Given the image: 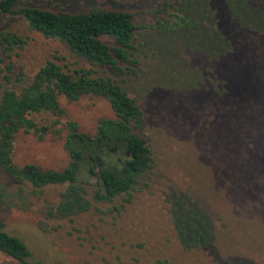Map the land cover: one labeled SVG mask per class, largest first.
Wrapping results in <instances>:
<instances>
[{"label": "rangeland", "instance_id": "rangeland-1", "mask_svg": "<svg viewBox=\"0 0 264 264\" xmlns=\"http://www.w3.org/2000/svg\"><path fill=\"white\" fill-rule=\"evenodd\" d=\"M177 2L22 0L25 5L53 11L85 12L102 7L133 13L139 27L133 39L137 63L133 73L122 76L90 65L59 39L31 29L19 15L0 17V29L16 33L23 41L0 52V95L6 88L19 92L47 60L65 69L92 67L98 74L114 78L142 107L144 137L153 158L149 174L131 191L130 198L124 194L111 202H96L92 198L95 178H89L92 186L87 197L92 207L70 218L51 212L64 184L35 188L0 168V227L20 237L33 259L48 264H114L118 255L130 264H147L148 257L167 256L179 264H264V214L258 211L259 206L264 210V201L252 192H264V130L260 138L249 132L240 140L245 133L241 127L244 118L232 121L226 115L232 111L234 117L246 109L243 103L234 107L233 101L239 95H253V87L244 86L242 77H228V63H203L191 51L215 56L225 47L212 22L209 0H180V15L153 28L157 21L170 17ZM258 2L230 0L233 13L254 30L264 29V3ZM235 38L238 41L239 36ZM231 85L237 92L230 90ZM253 96L259 97L254 104H260L264 90L255 88ZM59 102L65 109L63 123L75 120L84 132L94 133L99 117L113 116L109 102L101 96L68 101L61 95ZM259 115L263 120L264 112ZM64 137L65 130L51 132L43 140L32 132L19 131L13 161L62 169L70 160ZM248 152L256 164L243 159ZM240 154L244 166L254 170L240 167L235 159ZM235 165L239 169L232 170ZM240 177L251 180L252 187L245 189L248 194L240 185L236 188ZM245 187L249 188V182ZM253 214H261V218L254 219ZM176 221L189 243L197 237L212 242L183 248ZM137 256L142 262L135 261ZM0 264L20 263L0 252Z\"/></svg>", "mask_w": 264, "mask_h": 264}, {"label": "trees", "instance_id": "trees-1", "mask_svg": "<svg viewBox=\"0 0 264 264\" xmlns=\"http://www.w3.org/2000/svg\"><path fill=\"white\" fill-rule=\"evenodd\" d=\"M261 3L264 0H259L258 4ZM174 4L171 18L157 21L152 25L153 28H160L180 15V0ZM230 4V0L208 2L212 11V22L226 49L224 47L215 56L204 51L191 50L192 48L190 50L197 53V58L202 57L203 63L213 61L218 66L228 63V77H242L243 85L249 83L254 93L255 88L263 91L264 29L254 30L249 24L245 25L233 13ZM3 15L21 16L31 29L45 37L59 39L71 52L92 66L105 67L118 76L135 71L133 65L137 63V59L134 58L136 46L133 39L139 27L135 23L134 14L129 11L102 7H93L85 12L53 11L25 5L22 0H0V17ZM235 36H239L238 41ZM22 42V38L16 33L0 29V52L12 49ZM235 81L236 79L233 80ZM230 90L237 92L232 85ZM61 95L68 101H76L86 95L101 96L109 102L113 116L99 117L95 132H84L75 120L67 119L63 123L65 109L59 102ZM253 95L242 98L241 95L236 96L233 106L243 103L246 109L242 113H236L234 117L232 111L226 114L232 121L233 118H244L241 127L242 133H245L240 140H245L249 132H253L254 138H260L263 134L264 119L262 120L259 113L264 112V100L260 104H254L259 97ZM259 106L263 109L259 110ZM252 114L257 116L253 117ZM145 129L144 110L114 78L100 75L92 67L65 69L62 65L47 60L19 92L6 88L0 95V168L19 182H28L35 188L64 184L65 189L61 192L60 200L51 212L62 218H70L91 209L92 201L87 194L89 186H92L89 181L92 176L95 178L92 198L96 202H111L124 194L130 198L131 191L139 186L141 179L147 177L152 168L153 158L144 137ZM62 130H65L64 148L70 158L62 169H43L35 163L18 165L13 161L14 138L19 131L32 132L38 139L43 140L49 133H60ZM241 156L243 155L235 158L241 163L240 167L254 170L244 166L245 159L255 163L251 161L250 153L243 156L244 160ZM236 169L239 167L233 166L232 170ZM239 180L237 189L240 185L244 190H250V179L240 177ZM245 182H249V188L245 187ZM244 192L248 194L247 190ZM252 192L264 201L263 191ZM258 208L264 214V210L260 206ZM252 216L254 219L261 218V214ZM262 221L264 222V218ZM175 226L185 249L207 246L212 242L210 239L211 242L208 240L205 243L197 237L193 243H189L181 235L178 221ZM0 252L20 264H48L33 259L32 251L26 243L1 227ZM115 258L118 261L114 264H130L118 255ZM147 259V264H179L167 256L163 259H153L152 256ZM135 261L142 262L141 257H135Z\"/></svg>", "mask_w": 264, "mask_h": 264}]
</instances>
